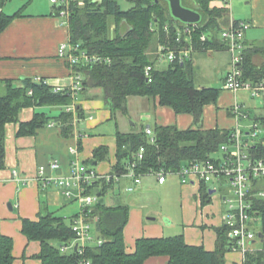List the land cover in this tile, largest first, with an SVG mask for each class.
<instances>
[{"label": "trees", "instance_id": "1", "mask_svg": "<svg viewBox=\"0 0 264 264\" xmlns=\"http://www.w3.org/2000/svg\"><path fill=\"white\" fill-rule=\"evenodd\" d=\"M132 4L122 8L118 0H75L69 7V42L79 44L90 54H99L109 61H95L89 64L79 63L72 67L81 75L82 90L90 87L102 89L103 101L111 110L127 112L129 96L157 97L159 104L171 107L176 113H188L193 116L195 128L179 129L174 125H158L154 128L155 141H149L144 131L122 133L116 130V163L111 174L121 175L128 171V165L135 159V153L141 146L143 158L135 167L136 172L144 175L159 169L177 170L182 165L211 157L222 143L229 141L232 129H202L203 108L215 103L220 88L197 86L194 82L191 56L183 62L174 61L159 67L151 53L158 44L168 48L187 45L184 37L181 44L176 41L177 26L180 20L174 18L165 0H131ZM201 13V20L192 34L193 46L200 51L215 46L226 47L222 40L217 44L216 35L223 29L226 7L211 6V0H185ZM7 0H0V34L16 17L23 16V8L11 14L3 11ZM60 6H53V15H58ZM240 22L234 21L237 26ZM165 25L168 28L165 29ZM113 27V28H112ZM225 28V27H224ZM112 29V33H111ZM213 31L212 39L200 41V35ZM241 68L246 80L257 82L264 79V62L255 64L253 55L264 56V44L244 48ZM58 56V55H57ZM59 57V56H58ZM152 66L151 81L147 80L145 67ZM3 93L0 94V169L4 167L5 125L18 122L19 111L24 107L57 105L60 110L55 116L44 111L34 112L31 120L18 124V135L34 134L36 129L45 126L50 120L60 123L61 135L69 138L73 133V114L65 106L72 102L67 89L55 91L49 85L23 77L17 80L7 79ZM31 90V93H29ZM78 116L83 117L81 106L76 104ZM254 118V117H253ZM264 127V117L254 118ZM250 152L264 157V140L250 147ZM107 153L106 147L94 149V158L101 160ZM114 180L99 179L88 188L87 193H95L99 199L113 187ZM255 189L258 186L255 185ZM202 203L208 198L204 183L200 186ZM260 218L259 233L263 238L261 249L247 251L244 264H264V198L253 203ZM92 216L96 217L95 231L100 237V245L92 244L86 249L85 256L92 264H143L150 256L164 255L168 264H223L224 254L235 244L227 236V228L221 225L216 229V247L205 250L203 245H191L183 233L161 237L141 236L135 239L134 250L126 249L124 227L128 222L129 207L124 204L108 206L98 202L93 206ZM75 216V215H74ZM54 211L40 213L32 220L21 219L20 231L28 241H38L40 250L35 255L41 264H77L79 257L74 251H61L60 246L69 243L74 237L71 221ZM13 238L0 235V264H11Z\"/></svg>", "mask_w": 264, "mask_h": 264}, {"label": "crops", "instance_id": "2", "mask_svg": "<svg viewBox=\"0 0 264 264\" xmlns=\"http://www.w3.org/2000/svg\"><path fill=\"white\" fill-rule=\"evenodd\" d=\"M47 1L50 3L49 0ZM242 1L244 3H241ZM236 2H240L237 7L240 13L237 17H234L230 12L232 0L229 4L222 0H211L210 4L216 7H226L223 28L234 24L236 20L244 24V48H253L264 44V0H236ZM52 12V5L50 8L41 7L32 12L23 10L24 15L14 18L1 32V88L4 89L2 81L17 80L23 77H31L35 81L38 78H45L48 81L47 85L52 90H55L56 87L66 89L73 84V74L69 66L57 56L58 46L69 39V28ZM215 40H217L216 45L222 43L219 34L216 35ZM200 51L207 52L212 59L216 55L215 52L223 51L224 53L228 52L230 57L229 51L223 46ZM193 52L191 60L194 63ZM228 61L229 59L221 78L222 84L217 87L221 91L216 102L207 104L203 108L202 119L198 125L202 129H233L238 125L240 119L234 116L232 104L237 101L246 107L244 101L248 98L251 99L248 93L242 90L244 95L242 94L243 98L239 101L238 98L241 96L238 94L239 91L233 93L223 88V81L229 69ZM253 62L258 65L263 63L264 56L260 53L254 54ZM78 96L77 102L83 110V117L78 114L76 117L73 116V133L69 138H64L61 135L60 123L57 121L53 126L47 123L45 126L37 128L34 134H17L19 121L31 120L34 112L38 111L55 116L60 110L57 105L24 107L19 111L18 122H8L5 125L4 167L0 169V235H8L13 238L12 254L14 259L11 264H41L40 260L35 258L40 250L39 242L28 241L20 231L22 217L34 220L40 213L48 211L65 216L62 211L65 208L66 199L62 196L60 187L54 182L44 184L42 180L36 179L40 165L45 166L46 175L55 176L66 173L71 163L78 160L84 169H94L97 173L104 175L110 173L116 163V130L129 133L130 131H144V128L148 127L154 131L158 125H174L179 129L196 127L191 114L176 113L171 107L159 104L157 97L129 96L127 112L123 113L120 110H111L105 104L102 89L99 87L87 88L84 92H79ZM250 105L245 108L248 110V118L253 110L260 111L254 114V118L264 117L262 111L264 109L261 106L254 108ZM47 108L57 109L58 112H49ZM89 116L92 117L89 118ZM109 121L114 123L112 134H107L100 128L106 125L104 129L110 132L111 130L107 129ZM72 144L78 146L76 155L68 150ZM97 147L107 148V153L101 160L94 158V149ZM52 160H57L59 163V167L55 170L49 166ZM13 171H16L19 177L14 176ZM147 179L155 180L157 185H164L169 179H175L182 184V195L186 205L181 219L182 229L179 233L184 234L188 244L203 245L205 250H214L217 239L216 229L221 226L222 213L226 209L225 193L215 191L213 194H208L209 198L202 203V194H200L198 184L182 183L175 175L168 176L164 182H159L155 175L145 174L141 177V182L134 185L132 191L126 190L128 185L133 184L130 178L124 177L119 182H115L106 193L114 203L111 201V204H107L105 202L106 195L103 198L104 203L108 206L122 204L119 193H114V187L118 191L124 190L137 195ZM263 181L256 182L258 190L263 189ZM124 205L129 207L128 222L124 227V240L128 252L134 250L135 239L141 236L173 235L165 234L164 231L166 226L172 224L169 218L166 217L162 224L156 222L157 218L147 217L146 220L150 223L143 224L140 222L141 213L138 209H132L130 204ZM79 209L78 205V209L71 210L67 217L76 215ZM259 224L258 221L252 225L256 236L247 242L248 252L261 249L263 238L259 233ZM245 253L232 248L225 252L223 264H244ZM143 264H168V257L164 255L150 256Z\"/></svg>", "mask_w": 264, "mask_h": 264}, {"label": "built area", "instance_id": "3", "mask_svg": "<svg viewBox=\"0 0 264 264\" xmlns=\"http://www.w3.org/2000/svg\"><path fill=\"white\" fill-rule=\"evenodd\" d=\"M75 0H49L52 6H60L58 13L59 19L68 25L69 7L71 2ZM224 3L229 4L231 0H222ZM195 24H183L177 26L176 41L181 44V37H184L187 45L172 49L158 44L156 48L151 51L155 56L157 66L161 61L171 63L174 61L183 62L189 58L195 50L193 46L192 34L194 33ZM168 25H165V29ZM213 31L208 30L200 35V41L212 39ZM220 38L225 41L226 48L230 53L229 69L223 81V88L237 93L241 90L246 91L249 96L253 98H260L264 102V79L257 82L246 80L243 77L241 66L244 49V24L239 23L237 26L234 24L229 25L219 31ZM57 55L65 59L69 66L72 67L79 63L89 64L95 61H109L107 57H102L99 54L87 53L80 47L79 44H72L67 41L62 42L57 49ZM166 63V64H167ZM73 84L66 88L72 98V102L64 108L66 111H71L73 116L76 117V104L79 99V92L82 90L81 75L73 72ZM152 66L145 67V75L148 81H151ZM38 82L42 81L47 84L48 81L44 78H38ZM65 90L56 87L55 91ZM31 93V90H29ZM245 105L239 102L232 104V112L238 119H246L249 117L248 110ZM92 116H89L91 118ZM55 121H49L48 125L53 126ZM145 133L149 137L150 142L155 141L154 131L151 128H144ZM264 132V127L260 122L255 119L246 130H242L237 126L232 129L230 139L226 143H222L219 147L220 156L213 159L211 157L205 158L202 161H194L188 165H182L177 170L159 169L150 171L147 174L156 176L159 182H164L168 176L175 175L179 177L182 183H192L200 185L204 183L206 190L209 194V189L214 188L216 192L218 187L216 185L210 186L208 183H221L226 181L229 184V189L233 197L224 196L226 209L222 213L221 225L227 228V236L235 244L233 249H239L242 252L247 251V242L256 236L252 225L253 223L260 222V218L255 210H253V203L256 199L264 198L263 189H255L258 180H264V157H258L250 152V147L259 141L264 140L258 136ZM68 150L75 154L77 153L78 146L72 144ZM144 148L141 146L135 153V159L128 165V171L117 174H104L97 173L94 169H84L78 160L71 163L69 170L66 173L59 175H46L45 166L40 165L38 168V175L36 179L42 180L44 184L54 182L60 187L62 194L76 201L79 205V212L72 218L71 228L74 231V237L69 243L60 246L63 252L74 251L79 257L77 264H92L91 259L85 256L86 249L89 245L102 243V239L97 236L95 231L96 217L92 216L91 212L93 206L98 202L99 197L95 193H87V188L96 180L106 179L107 181L113 179L114 182H119L122 178H130L131 185L126 187L127 191H132L135 184L141 182V177L144 175L141 172H136L135 167L143 158ZM50 168L55 170L59 167L57 160L50 162ZM14 176L19 177L16 171H13ZM199 193V191H198Z\"/></svg>", "mask_w": 264, "mask_h": 264}, {"label": "rangeland", "instance_id": "4", "mask_svg": "<svg viewBox=\"0 0 264 264\" xmlns=\"http://www.w3.org/2000/svg\"><path fill=\"white\" fill-rule=\"evenodd\" d=\"M122 8H127L132 4L131 0H118ZM185 4H191L190 2L187 3V1L184 0ZM240 2H236V0H232V8L231 11L234 17L239 16L240 13L239 9L237 8ZM241 3H244L243 1ZM25 4V5H24ZM24 5L23 10L25 12H32L36 11L39 8L44 7H51V4L48 3L47 0H7V2L4 4V12L7 14H11L13 11H15L17 8H21V6ZM11 12V13H10ZM113 28V27H112ZM111 29V33H112ZM194 53V52H193ZM215 52L214 59H212L207 52L204 51H197L193 54L194 63L193 64V76H194V82L198 86H215L220 87L222 84V76L224 73V70L227 65V60L229 59L228 63L230 62V57L228 52ZM167 62L161 61L159 63V67H163ZM4 85V84H3ZM3 88L0 87V94L3 93ZM242 91V90H241ZM239 98L238 100L241 101L244 95L243 92L238 93ZM243 94V95H242ZM251 99L248 98L244 102L246 104V108H248L249 104L250 106L255 107H262L264 109V102H261V99L256 97L253 98L249 96ZM262 103V104H261ZM46 109V108H42ZM252 110V109H251ZM47 111L49 112H58L57 109L50 110L47 108ZM264 113V110H262ZM259 113L260 111H251L250 118L246 119H240L238 122V127L242 130H246L248 126H250L253 122L254 114ZM107 129L111 130L110 132L106 131L104 128H106V125H103L101 128V131H104L105 133H113L114 123L113 121H109ZM264 133L259 134L258 136L262 137ZM259 141V138L258 140ZM219 151V150H218ZM220 156V152H215L212 154L211 158L215 159ZM116 185V184H115ZM210 186L216 185L218 187L217 193H225L228 194V197H233L230 192V187L228 182L222 181L219 183H208ZM262 188L264 189V181L262 183ZM183 186L181 183H179L175 179H169L166 181L164 185H157L155 180L153 179H147L143 183L142 190L135 195V193H130L126 191H118L114 187V193L118 194L121 198L122 204H130L132 209H138L140 214V222L143 224L150 223L147 222V217H154L157 218L156 222H160L164 224V219L167 217L172 221V224L170 226H166L164 228L165 234H176L179 233L182 229V214L183 210L185 208L184 203V196L182 195ZM216 193V194H217ZM62 196L64 199H66L64 209L62 211L63 214H65V218L68 221V215L71 213V210L78 209V203L74 201L73 199H69L65 197L63 194ZM109 198L108 195L105 197V202L107 204H111L114 201ZM56 215H59L57 213ZM64 216V215H63Z\"/></svg>", "mask_w": 264, "mask_h": 264}, {"label": "water", "instance_id": "5", "mask_svg": "<svg viewBox=\"0 0 264 264\" xmlns=\"http://www.w3.org/2000/svg\"><path fill=\"white\" fill-rule=\"evenodd\" d=\"M168 4L170 14L185 24H197L200 22L202 16L199 11L194 8L183 5L182 0H165ZM216 189H209V194H213ZM103 198L99 199L102 202ZM10 207V204H9Z\"/></svg>", "mask_w": 264, "mask_h": 264}]
</instances>
